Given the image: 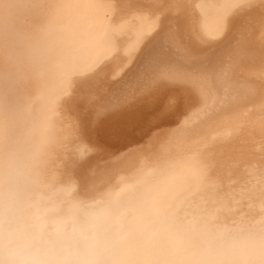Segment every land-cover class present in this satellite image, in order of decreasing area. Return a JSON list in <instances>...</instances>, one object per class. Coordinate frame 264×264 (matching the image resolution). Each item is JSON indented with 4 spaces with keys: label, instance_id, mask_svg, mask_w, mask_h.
<instances>
[{
    "label": "bare ground",
    "instance_id": "bare-ground-1",
    "mask_svg": "<svg viewBox=\"0 0 264 264\" xmlns=\"http://www.w3.org/2000/svg\"><path fill=\"white\" fill-rule=\"evenodd\" d=\"M19 7L27 32L0 36V264H264V0Z\"/></svg>",
    "mask_w": 264,
    "mask_h": 264
},
{
    "label": "clouds",
    "instance_id": "clouds-1",
    "mask_svg": "<svg viewBox=\"0 0 264 264\" xmlns=\"http://www.w3.org/2000/svg\"><path fill=\"white\" fill-rule=\"evenodd\" d=\"M22 0H0V36L6 30L13 31H25L27 32L28 22L24 18L19 5ZM54 73L49 71L44 73L42 77L43 81L50 82L54 78ZM28 76L30 79H38L35 74L29 72ZM24 95L27 96L28 92L26 89L23 90ZM21 131H20V140L21 143L24 144L29 151L33 150V144L37 139V133L33 130L32 123L27 115L21 118ZM47 154L46 151L41 150L39 152V158L36 162V167L34 169L35 175L37 179H44L47 174Z\"/></svg>",
    "mask_w": 264,
    "mask_h": 264
}]
</instances>
